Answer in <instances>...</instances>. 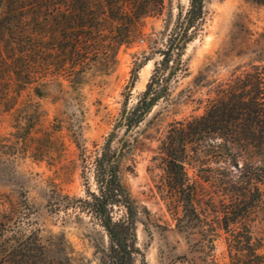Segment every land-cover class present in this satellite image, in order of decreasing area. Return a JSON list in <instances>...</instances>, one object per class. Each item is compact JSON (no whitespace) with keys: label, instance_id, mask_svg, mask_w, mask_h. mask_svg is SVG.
<instances>
[{"label":"rangeland","instance_id":"obj_1","mask_svg":"<svg viewBox=\"0 0 264 264\" xmlns=\"http://www.w3.org/2000/svg\"><path fill=\"white\" fill-rule=\"evenodd\" d=\"M30 1L0 0V30L6 17L17 11L18 27L33 37L30 50L20 57L0 34V137L23 138L27 145L20 182L0 184V212L13 214L15 209L13 221L22 223L25 233L36 228L47 241L63 235L73 264H100L108 243L105 231L92 215L65 204L80 205L77 200L87 191L97 192V159L112 135L110 149L117 152L118 176L139 210L135 234L140 252L133 264H247L250 253L230 246L231 231L241 230L242 221L262 240L264 253V204L247 193L243 204H256L254 211L225 230L224 222L236 216L226 209L234 187L200 178L227 175L237 180L238 169L228 160L237 159L245 168L258 153L253 143L242 140L232 147L208 137L190 142L188 147L204 145L207 151L189 150L184 161L189 184L178 188L168 171L169 147L180 155L183 142L178 135L168 138L173 127L184 133L187 121L203 115L236 76L250 81L257 71L255 95L264 92V4L205 0V22L182 54L187 73L170 77L169 96L127 132L116 127V118L124 107L135 105L160 59L158 53H149V45L155 41L156 47H164L188 0H163L159 11L149 12L132 29L129 44H118L121 23L107 15L103 0H82L86 10L80 12L67 8L64 0H52L53 11L35 14L27 9ZM130 5H125L128 12ZM77 12L82 21L95 24L99 35L98 41L81 47L79 58L71 52ZM142 55L150 59L138 69L133 86L127 87L133 61L143 60ZM27 63L33 65L30 83L18 94L20 87L11 80ZM188 88V98L171 102ZM122 211L115 207L114 217Z\"/></svg>","mask_w":264,"mask_h":264},{"label":"trees","instance_id":"obj_2","mask_svg":"<svg viewBox=\"0 0 264 264\" xmlns=\"http://www.w3.org/2000/svg\"><path fill=\"white\" fill-rule=\"evenodd\" d=\"M103 1L107 15L116 18L121 23L118 44H129L133 35L132 29L139 25L140 20L151 11H159L163 6V0ZM204 1L188 0L187 10L183 14L178 13L177 20L163 48L156 47L155 41L149 45V53H158L160 59L154 62L145 89L140 93L135 105L131 108L124 107L119 113L116 118V127H123L125 131L132 132L154 104L162 97L169 96L170 77L178 73H187V68L182 64V54L186 43L197 35L205 22ZM255 1L264 4V0ZM63 3L72 11L86 10L82 0H64ZM128 3L131 4L129 12L125 9ZM28 4L27 9L34 14L36 11H53L56 8L52 0H31ZM79 12L75 15L77 23L74 28V43L71 51L73 57L76 58H79L80 49L86 46L87 42L94 43L99 39L95 24L92 21H82V15ZM18 15L19 12L16 11L11 14V17H6V26L0 30V34L7 40L10 51L18 52L15 54L23 57L22 52L28 50L33 44V37L32 34L20 30ZM142 56L143 60L136 58L133 61L127 87L133 86L137 79L138 69L150 59L148 55ZM31 66L33 65L29 63L24 65L21 71H16L17 77L11 80L15 87H20L18 94L26 84L30 83L29 79L33 72ZM251 78L254 81L252 79L246 81L236 76L235 81L227 89L221 91L220 97L210 101L203 115L192 117L187 121V130L184 133H181L180 127H173L168 137L178 135L183 141L179 149L180 155L174 153L170 147L168 151V171L178 188L189 184V177L184 169L185 158L190 157L189 150H194L196 153L207 151L203 149L204 145L202 148L198 146L192 149L188 147V143H196L208 137L211 140L222 139L232 147L242 140H249L258 148V153L248 159L245 168L238 166L237 159L228 160L230 165L238 169L237 180H231V177L227 175L200 177L202 181L213 184H230L234 187L231 205L226 209L227 213L236 216L233 221L224 222L225 230H229L230 223L236 224L238 217L245 218L254 211L256 204H243L247 193L254 196L256 202L261 201L264 204V92L258 91L260 93L255 95V90H259L257 89V83L260 82L259 73L256 71ZM200 79V75L196 76L193 84L199 85ZM190 90L188 88L183 91L174 101L167 100L173 103L179 101L180 98L185 100L190 96ZM111 139L112 135L97 159V192L87 191L85 198L77 200L80 205L74 201H67L65 205L79 208L92 215L105 231L108 243L100 257V264H133L134 255L140 252L136 246L135 234L136 216L139 210L118 176L117 152H112L110 149ZM125 142L126 140L123 144ZM26 146L23 138L9 141L6 137H0V184L16 186L20 182L22 171L19 167L27 150ZM115 207L123 210L117 218L113 215ZM14 211L15 209L13 214L0 212V264H73L69 245L63 235L58 236L55 241H47L40 236L36 228L25 233L22 223L13 221ZM240 224L238 228L240 227L241 230H236V227L231 231L233 238L230 246L235 250H247L250 253L247 264H264V253L260 251L262 240L254 236L249 223L242 221ZM52 251H56L55 254Z\"/></svg>","mask_w":264,"mask_h":264}]
</instances>
